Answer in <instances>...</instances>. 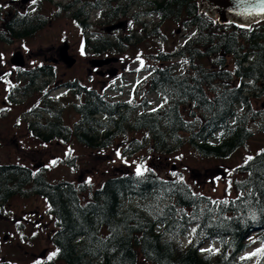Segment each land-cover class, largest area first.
Here are the masks:
<instances>
[{
    "label": "trees",
    "instance_id": "trees-1",
    "mask_svg": "<svg viewBox=\"0 0 264 264\" xmlns=\"http://www.w3.org/2000/svg\"><path fill=\"white\" fill-rule=\"evenodd\" d=\"M139 1L91 0L92 9L101 8L104 24L130 18V26L114 38L87 39L86 47L105 55L136 46L133 22L143 14L128 12ZM147 2V15L192 31L171 50L143 55L153 64L147 91L163 101L152 109L144 98L145 111L133 117L131 102L81 88L77 92L85 91L87 98L73 106L79 115L74 123L78 142L103 150L133 131L148 136L157 149H167L181 145L187 134L200 156L225 158L253 136L251 118L264 132V109L257 108L264 101V21L252 27L223 24L203 11L199 0ZM3 21L1 42L32 37L42 27V21L31 29L21 19L0 17ZM79 22L85 29L94 25ZM158 31L156 26L151 34ZM141 33L150 35L146 27ZM177 58L184 59V69L173 66ZM62 129L58 121L53 131L61 136ZM48 174L47 167L0 164V202L36 195L46 200L54 219L55 253L32 264H264V149L237 166L228 188L236 194L221 198L196 191L180 178H161L149 168L112 176L98 187L85 180L55 182ZM153 199L162 202L158 210L148 204ZM207 243L219 246L205 249ZM254 243L260 252L252 261L254 255L245 252Z\"/></svg>",
    "mask_w": 264,
    "mask_h": 264
},
{
    "label": "rangeland",
    "instance_id": "rangeland-1",
    "mask_svg": "<svg viewBox=\"0 0 264 264\" xmlns=\"http://www.w3.org/2000/svg\"><path fill=\"white\" fill-rule=\"evenodd\" d=\"M57 1L62 2V7L45 3L40 9L44 21L34 36L13 43L0 41V77L2 74L10 77L11 70H15L17 74L22 67L36 66L44 62L45 58H59L60 46L68 43L69 52L77 61L72 67H67L61 61L53 67L55 73L47 79L49 82L46 90L51 91L54 99H66L73 90H80L83 86L93 87L111 98L133 103L136 106L133 109L134 114L142 111L144 107L141 102L144 95L141 90L148 88L150 75V71L146 69L147 63L140 62L142 54L160 49L171 50L183 43L192 31L181 29L170 20L161 21L156 16H144L134 19L133 22L132 29L138 33L139 38L136 46L110 54H96L86 47L87 39L93 42L100 35L114 38L116 33L129 29L130 18L122 19L126 21L124 28L108 33L106 27L109 24H104L99 10L91 8L87 19L82 15L76 19V8L69 11L64 8L69 0ZM139 3L144 5L142 9L146 11L151 6L143 1ZM137 10L139 8L134 5L129 9L128 16ZM79 20L94 25L90 29H84ZM156 26L159 31L152 35V29ZM144 27L147 28V33H150L147 37H142ZM90 33L93 35H89ZM106 57H112L113 61L104 65L94 64V60ZM20 58L25 61L23 66ZM184 63L183 58L172 62L177 70L184 69ZM66 83H70V86ZM73 83L75 87L72 86ZM42 84L43 82H39V85ZM15 85H19V82L14 78L0 82V163L22 164L30 168L46 166L49 178L55 182L67 180L77 183L85 180L98 187L112 176L138 173V169L140 173L144 168H149L161 178H180L196 191L221 198L227 193L236 194L234 189L228 188L235 179L233 173L237 166L264 149V132L260 130V123L255 118L250 119L253 136L244 146L225 158L200 156L187 142V134H182L184 141L181 145L172 143L167 149H157L148 136L133 131L119 137L111 147L103 150L84 146L77 141L71 145L58 141L47 144L38 140L26 124L32 118L28 119L25 112L41 95L36 94L30 100L24 99V96L12 87ZM146 95L150 107H157L162 100L160 95L154 92ZM257 108L264 109L263 100L257 103ZM77 118L78 115L72 111L66 114L65 122L71 124ZM212 140L215 141L216 137ZM69 160H74L73 166L68 164ZM135 202L141 204L139 200ZM161 203L153 199L148 204L153 210H158L156 207ZM54 232V219L43 198L22 194L5 204L0 202V264H31L53 254ZM5 235L8 236L7 239L4 238ZM211 245L207 243L204 248L207 249ZM218 246V243H213V248L217 249ZM259 252L260 246L254 243L245 254H256L258 257Z\"/></svg>",
    "mask_w": 264,
    "mask_h": 264
},
{
    "label": "flooded vegetation",
    "instance_id": "flooded-vegetation-1",
    "mask_svg": "<svg viewBox=\"0 0 264 264\" xmlns=\"http://www.w3.org/2000/svg\"><path fill=\"white\" fill-rule=\"evenodd\" d=\"M76 1V2H75ZM148 4L149 0H140ZM45 3H50L53 7L61 6L62 2L57 0H0V17L3 19L13 17L14 19H21L23 22H28L30 25L38 24L43 20V14H41L40 9L43 8ZM91 0H69L67 4H65L66 9L73 10L76 8V12L81 16H85L90 14L91 12ZM30 6V8L28 7ZM144 5L135 4L136 8L139 10L136 11L138 14L147 13L145 9H142ZM34 9V10H33ZM5 26V21L0 22V28ZM28 28V26H25ZM34 28L33 27H29ZM8 43V42H5ZM13 43V42H11ZM59 55V54H58ZM21 59V65L25 64L24 59ZM44 62L37 64L36 66H31L27 68H21L17 71L11 70L10 77H6V74H2L0 77V82H6L10 79H16L19 82V85L12 86L15 88L18 94L23 95L24 99L30 100L36 94H40L41 96L38 98L36 103L31 106V108L26 111L25 115L27 118H32L26 122L27 128L37 137L38 140L50 144L54 141L61 142L62 144H70L78 140L74 135V121L70 124L66 121V114L74 111L73 106L76 102H80L87 98L85 91L77 92L73 90V93L68 96V98L60 100V98H53L50 90H46L48 88V80L54 73L55 70L53 67L55 65H59L60 58L52 56L50 58H45ZM19 62V61H18ZM64 63V62H63ZM65 64V63H64ZM21 67V66H20ZM12 82V81H8ZM39 82H43L42 85H39ZM69 85L70 83H66ZM70 86V85H69ZM75 87V84H72ZM88 91L90 88L87 87ZM95 89V88H93ZM85 90V89H84ZM96 90V89H95ZM97 91V90H96ZM140 92V90H138ZM145 93L146 89L143 88L141 90ZM99 94L101 92L97 91ZM142 93V94H143ZM147 103V100H146ZM143 104V101L141 102ZM62 110L59 113V110ZM4 109L2 110L3 113ZM77 114V113H76ZM78 115V114H77ZM79 119V115L77 120ZM76 120V121H77ZM58 121L63 125L64 134L61 136L57 135V131H53V128L58 125ZM20 124V123H19ZM70 130V131H68ZM50 133V134H48ZM1 141V139H0ZM79 143V142H78ZM0 147H2V142H0Z\"/></svg>",
    "mask_w": 264,
    "mask_h": 264
},
{
    "label": "water",
    "instance_id": "water-1",
    "mask_svg": "<svg viewBox=\"0 0 264 264\" xmlns=\"http://www.w3.org/2000/svg\"><path fill=\"white\" fill-rule=\"evenodd\" d=\"M199 6L208 15L216 17L221 23H233L238 26L250 27L264 21V11H261V0H199ZM124 22L111 24L106 27L108 32L124 26ZM60 59L72 67L77 59L69 54V45L64 43L60 49ZM113 61V58L94 60V64L104 65ZM7 238V236H5Z\"/></svg>",
    "mask_w": 264,
    "mask_h": 264
},
{
    "label": "snow or ice",
    "instance_id": "snow-or-ice-1",
    "mask_svg": "<svg viewBox=\"0 0 264 264\" xmlns=\"http://www.w3.org/2000/svg\"><path fill=\"white\" fill-rule=\"evenodd\" d=\"M35 2V0H33V3ZM262 5H264V0H261ZM261 11H264V7H262ZM54 163V162H53ZM138 174H139V169H138ZM54 255V254H53Z\"/></svg>",
    "mask_w": 264,
    "mask_h": 264
}]
</instances>
